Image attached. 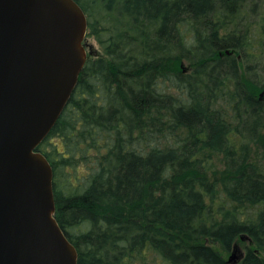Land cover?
Wrapping results in <instances>:
<instances>
[{
	"label": "trees",
	"instance_id": "1",
	"mask_svg": "<svg viewBox=\"0 0 264 264\" xmlns=\"http://www.w3.org/2000/svg\"><path fill=\"white\" fill-rule=\"evenodd\" d=\"M75 1L102 52L36 149L77 264H264V0Z\"/></svg>",
	"mask_w": 264,
	"mask_h": 264
},
{
	"label": "water",
	"instance_id": "2",
	"mask_svg": "<svg viewBox=\"0 0 264 264\" xmlns=\"http://www.w3.org/2000/svg\"><path fill=\"white\" fill-rule=\"evenodd\" d=\"M86 32L75 0H0V264H77L54 217L51 165L36 148L92 53Z\"/></svg>",
	"mask_w": 264,
	"mask_h": 264
},
{
	"label": "rangeland",
	"instance_id": "3",
	"mask_svg": "<svg viewBox=\"0 0 264 264\" xmlns=\"http://www.w3.org/2000/svg\"><path fill=\"white\" fill-rule=\"evenodd\" d=\"M263 15H264V14H261V11H259V12L256 14V16L254 17V20L259 21V20L262 19V18H263V20H264ZM83 43H84V46H85L86 52H88L89 49H91L92 51H94V53L98 52V50H99V52L101 51V49H100V47H99V44H98L97 40H96L94 37L88 35L87 32H86V34H85V37H84V41H83ZM101 52H102V51H101ZM101 52H100V53H101ZM242 252H244V248H243V246H242L241 244H238V245L235 247V249H234L233 251H231L230 254H228L227 257H229V255H231L232 253H234V255H235V259H234V260H237V261H238V260L240 259V257H241Z\"/></svg>",
	"mask_w": 264,
	"mask_h": 264
}]
</instances>
